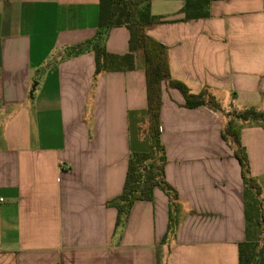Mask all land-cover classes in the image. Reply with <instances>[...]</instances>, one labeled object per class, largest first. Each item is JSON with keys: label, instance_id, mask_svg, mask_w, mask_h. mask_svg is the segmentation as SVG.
<instances>
[{"label": "crops", "instance_id": "crops-1", "mask_svg": "<svg viewBox=\"0 0 264 264\" xmlns=\"http://www.w3.org/2000/svg\"><path fill=\"white\" fill-rule=\"evenodd\" d=\"M184 8L149 2L160 23L146 34L167 48L171 78L191 94L207 88L223 113L264 111V0H212L207 17L189 20ZM98 9L99 0H0V264H238L251 230L227 118L183 107L166 84L159 140L177 211L169 229L156 189L116 227L112 203L143 149L145 74L140 51L131 70L97 75L91 51L69 54L95 38ZM104 47L128 54L127 28L109 29ZM234 125L264 207V127Z\"/></svg>", "mask_w": 264, "mask_h": 264}, {"label": "trees", "instance_id": "trees-1", "mask_svg": "<svg viewBox=\"0 0 264 264\" xmlns=\"http://www.w3.org/2000/svg\"><path fill=\"white\" fill-rule=\"evenodd\" d=\"M185 1V19L203 18L209 15L207 6L212 0ZM150 0H99L96 35L91 41L71 49L69 54H80L91 51L95 60V75L102 71L131 70L133 68V53L141 52L145 74L146 109L144 123L146 137L143 149L130 154L125 182L120 195L113 201L116 211V227L122 226L127 219L133 202L137 200L152 201L154 191H162L169 201V229L172 215L177 211V193L166 182L164 167L166 164L164 148L160 143L159 110L161 105V87L166 84L170 89H176L183 97V107L193 109L203 106L213 112L221 113L227 118L222 131L223 140H231L235 148V156L241 167L245 214L247 227L250 226L251 213L259 212L263 205L260 199V189L249 171L248 162L239 140V129L234 122L260 123L264 127V111L254 108L241 110L231 109L223 113L219 102L207 88L198 94H191L180 81L170 76L167 48L150 38L146 29L152 24L160 23V19L152 17L149 12ZM125 27L129 31V53L117 57L109 55L104 47V39L109 29ZM259 219V224L261 217ZM257 219V221H258ZM251 230V226H250ZM247 234L244 242L238 244V264H264V243L260 245L259 236L253 239Z\"/></svg>", "mask_w": 264, "mask_h": 264}, {"label": "rangeland", "instance_id": "rangeland-1", "mask_svg": "<svg viewBox=\"0 0 264 264\" xmlns=\"http://www.w3.org/2000/svg\"><path fill=\"white\" fill-rule=\"evenodd\" d=\"M221 102L223 103V100H221ZM223 105V106H222ZM221 107H224V104H221ZM224 109V108H223ZM146 137V125L143 122V125L141 127V138L144 140ZM263 205L260 207L259 212H257V210H255V212L253 211V213H251V219H250V226H251V230L253 231V239H256L258 236L261 240V243L259 244V247L261 244L264 243V209H263ZM253 214V215H252ZM261 217L260 220V224H259V219ZM258 219V221H257Z\"/></svg>", "mask_w": 264, "mask_h": 264}]
</instances>
